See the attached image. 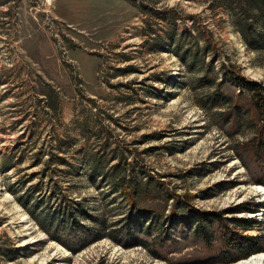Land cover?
<instances>
[{
  "label": "rangeland",
  "instance_id": "1",
  "mask_svg": "<svg viewBox=\"0 0 264 264\" xmlns=\"http://www.w3.org/2000/svg\"><path fill=\"white\" fill-rule=\"evenodd\" d=\"M261 10L250 45L212 0H0V264H226L224 232L264 234ZM123 187L146 246L109 235ZM68 211L106 236L74 253Z\"/></svg>",
  "mask_w": 264,
  "mask_h": 264
},
{
  "label": "trees",
  "instance_id": "2",
  "mask_svg": "<svg viewBox=\"0 0 264 264\" xmlns=\"http://www.w3.org/2000/svg\"><path fill=\"white\" fill-rule=\"evenodd\" d=\"M213 2L218 3V7L229 6L231 8L232 15L236 18V24L240 22V16L242 14L244 15H251L253 11L255 10H261L262 13H264V0H212ZM264 17V14H263ZM241 23V31L244 34L245 38L247 39L248 43H251L248 39H250L251 32V26H244L243 21ZM260 42H264L263 39H260ZM252 45V43L250 44ZM257 48V47H255ZM236 81L240 83L241 87H247L250 90L255 89L256 83L252 82L242 76L235 77ZM259 94V93H258ZM258 108H260L263 119H264V95H259V99L257 101ZM13 157V156H12ZM12 157H9L7 160L4 156V161H6L7 166L9 168H13L12 163ZM18 160L16 163L22 162L21 157H17ZM61 160L60 162H62ZM260 183H264L263 181H259ZM122 191L129 195V199L131 202V208L129 210V218L127 219L126 223L123 224L120 228H113L109 229L110 227L107 226L106 222L104 220L99 221L98 227L99 230L96 232L95 229L90 227L89 225L85 223L79 224V220L76 219L73 216L72 211H68L66 215L63 216V218H67V222L61 224L60 226H67L63 233L67 234L69 237L74 238L76 242V247L71 246L67 240H62L58 236H53L52 238L60 241L62 244H64L68 249L73 251L74 253H78L80 250H82L84 247L90 245L91 243L98 241L102 238H104L106 235L101 232V230H108L109 229V235L115 240L117 243L121 244L122 246H139L143 245L146 246L145 241H141L139 239L140 233L142 232L141 228V222L142 217L139 212L136 210L137 202L133 194V188H131V196L130 191L125 192V188H122ZM248 210V212H250ZM197 214L199 211H196ZM30 214H33V212L30 211ZM82 214L88 218H90L89 214L86 211H83ZM206 214V213H202ZM203 217H200V220H202ZM233 222L236 227L242 230H250L255 229L259 227L260 223H258L256 220H253L252 218H236L233 220H230ZM41 224H43L41 222ZM78 225H80L78 227ZM45 232L50 235V229L46 230ZM224 243L226 244L225 249L223 250V258L222 261L226 264L230 262H238L240 260H245L253 255L259 254L260 252H264V234L259 233L257 235H248V234H240L237 232H224ZM117 235H124L128 237V240L132 241V244H127L126 242H123L122 239L117 237ZM134 237V238H131ZM233 251L235 253H233Z\"/></svg>",
  "mask_w": 264,
  "mask_h": 264
},
{
  "label": "bare ground",
  "instance_id": "3",
  "mask_svg": "<svg viewBox=\"0 0 264 264\" xmlns=\"http://www.w3.org/2000/svg\"><path fill=\"white\" fill-rule=\"evenodd\" d=\"M250 190L254 193L255 196H259L260 201L264 202V185L257 184L251 186ZM250 215L251 217L255 216L254 213H251ZM230 264H264V252H260L259 254L253 255L245 259V261H238Z\"/></svg>",
  "mask_w": 264,
  "mask_h": 264
}]
</instances>
